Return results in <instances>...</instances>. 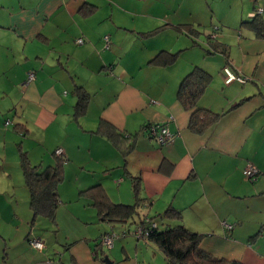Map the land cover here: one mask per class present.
Listing matches in <instances>:
<instances>
[{"label": "crops", "instance_id": "1", "mask_svg": "<svg viewBox=\"0 0 264 264\" xmlns=\"http://www.w3.org/2000/svg\"><path fill=\"white\" fill-rule=\"evenodd\" d=\"M165 1L0 0V109L12 113L32 164L53 163L57 148L66 158L54 221L31 223L18 156L25 193L17 196L19 179L10 172L0 178V264H105L99 237L117 230L80 194L95 184L113 203L137 205L141 217L198 233L199 247L215 257L264 264V13L258 29L246 23L264 0H238L217 12L207 0ZM161 50L176 60L151 64ZM224 65L248 79L225 83ZM194 66L211 76L195 107L219 115L201 133L189 128L191 110L177 96ZM148 123L166 124L173 141L148 136ZM108 127L128 139L118 142ZM5 132L0 126L2 177ZM248 162L257 168L253 179L243 175ZM168 208L181 218L160 219ZM63 217L78 229L49 243L44 233L53 224L59 232ZM40 218L51 228L35 230ZM33 238L44 247L32 246Z\"/></svg>", "mask_w": 264, "mask_h": 264}, {"label": "trees", "instance_id": "2", "mask_svg": "<svg viewBox=\"0 0 264 264\" xmlns=\"http://www.w3.org/2000/svg\"><path fill=\"white\" fill-rule=\"evenodd\" d=\"M256 17L257 15H254L253 19L246 23L258 29L261 22H259ZM208 38L209 35H207V39ZM217 47L219 46L216 44V48ZM176 58L177 53L161 50L151 58L149 62L155 65H167L174 62ZM210 77L207 71L198 66H194L191 71L182 78L177 90L179 101L185 108L191 110L189 128L197 133L203 132L211 123H214L219 116L218 114L210 113L207 110L195 107L196 101L205 86L209 83ZM85 101L86 95L82 94L77 103V113L83 111ZM19 126L20 125L15 124L14 128L24 132ZM108 129V136L114 133L118 142L128 139L127 137L129 135H126L124 132H118L110 127H108ZM18 147L20 153V166L29 192V206L32 212L31 223H33L38 216H44L54 221L56 209L59 204L57 187L64 177V163L66 158L63 153L56 154L54 151L53 163L46 165H42L41 163L32 164L26 152L21 149L20 144H18ZM80 194L92 201V204L104 220L112 224H135V227L142 226V228L147 231V234L137 238H143L146 242H150L159 248L165 258L164 264H241L236 260L215 257L202 250L199 247L201 235L189 231L181 223L171 226H160L156 220L157 216L149 217L146 215L141 217L137 205L113 203L100 184L82 189L80 190ZM169 216L181 218L179 211L174 208H168L164 215H161L160 219ZM152 222H154L155 225H152ZM231 224L233 227V223ZM108 232L117 233L121 237L126 235L125 231L119 232L113 229L106 231L99 237V246L102 245L100 243L101 236ZM121 233L125 234L121 235Z\"/></svg>", "mask_w": 264, "mask_h": 264}, {"label": "rangeland", "instance_id": "3", "mask_svg": "<svg viewBox=\"0 0 264 264\" xmlns=\"http://www.w3.org/2000/svg\"><path fill=\"white\" fill-rule=\"evenodd\" d=\"M166 3L165 0H160ZM187 1H192L193 3H200L203 0H185L184 2ZM211 5V8L215 9V12H217L218 10L222 9V7H227L230 4H233L236 6L238 3V0H207ZM175 2L179 3V0H170L169 3H174ZM181 3H183V0L181 1ZM183 6V5H182ZM140 7V6H139ZM209 9V7H208ZM213 13V12H212ZM203 30H207L208 27L210 26V22H209V17H203ZM214 30H218L217 25H214ZM202 37H204V35H201ZM0 108H2V104L0 102ZM4 109V107H3ZM11 119V123L9 125H5V120L6 119ZM15 119H13V115L12 113L8 112L6 109L2 110L0 109V126L5 128V134L4 136L5 138V142H6V148H5V153L7 154V160L5 161V165H4V175L6 176H0V178L2 179V181L5 180L4 177H7L8 179H10V176H7V174L10 172L12 174V179L14 180V182L16 183L17 180L19 179V185L16 187V194L17 196H22L25 191H26V187L24 185H20V178H21V169L19 167V162H18V157L20 159V153H19V147L18 144H20L21 149L23 151H26V146H27V142L25 140V138H23V136L18 135L16 131H14L12 129V125ZM6 126V127H5ZM22 140V143L21 141ZM10 144H13L14 149H11ZM17 154V155H16ZM27 154V153H26ZM18 156V157H17ZM27 157L29 159L30 162H32L31 160H34V158L32 155H28ZM37 160V159H35ZM18 164V166H17ZM23 187V188H22ZM21 189H23V191H21ZM23 193V194H22ZM60 209V207H59ZM43 219L42 221H44L42 224H39L38 222L34 225L35 230L37 229V231H41L40 230V226H42L43 228L45 227L44 223H47V225H49V228H51V223L47 222V220H45L44 218H40ZM63 222L61 223V229L57 231H53L56 226L53 224L51 231L49 230L48 233H44L45 237L44 238H48L49 239V243L51 241H53L54 244H56V240H58L57 242H61L63 236L67 235V234H71L72 232L76 231L78 229V226L73 225L70 221L64 219L63 217ZM116 224L115 223V228L117 231L122 232L125 231L126 235L124 237H119V238H115L114 243L111 247L107 248L104 245H101V248L104 250V252H99L100 256L103 260V258L105 257V255H107V257L113 262L112 264H162L164 261V256L162 251L157 248L155 245L146 242L143 238H137L136 235L133 233L134 229H135V224L129 225V224ZM71 226L77 228V229H73ZM79 228H82L81 225H79ZM46 234H48V237H46ZM125 243V247L124 249L121 248V244ZM114 250H112L113 246Z\"/></svg>", "mask_w": 264, "mask_h": 264}, {"label": "built area", "instance_id": "4", "mask_svg": "<svg viewBox=\"0 0 264 264\" xmlns=\"http://www.w3.org/2000/svg\"><path fill=\"white\" fill-rule=\"evenodd\" d=\"M264 13V6H256L254 10L250 13L251 15H258ZM104 47H108L109 43V36L104 35ZM83 39L77 38L76 42L81 43ZM223 73H224V82L230 83L231 81H238L240 83H244L248 78L246 76H243L241 74L235 73L228 65H224L222 67ZM34 78L33 71H29L27 73V79L28 81L32 80ZM6 124L9 123V120H6ZM143 131L150 137L156 139L160 143H170L173 141L175 134L170 131L168 126L164 123H148L143 127ZM56 154L63 153L61 148H57L55 150ZM257 168L254 166V164L248 162L246 166L243 169V175L246 179H253L256 176ZM152 225H155L154 222L151 223ZM222 224L226 229H231L232 224L226 221H223ZM133 233L136 235V237L145 236L147 234V231L142 228V226H136ZM125 233H121V235H124ZM117 233L114 232H108L101 236L100 243L104 245L105 247L109 248L113 245V242L115 238L119 237ZM30 244L36 248H43L44 243L39 238H33L30 239ZM173 264V263H172Z\"/></svg>", "mask_w": 264, "mask_h": 264}, {"label": "water", "instance_id": "5", "mask_svg": "<svg viewBox=\"0 0 264 264\" xmlns=\"http://www.w3.org/2000/svg\"><path fill=\"white\" fill-rule=\"evenodd\" d=\"M105 264H111V261H109L108 257H104L102 260Z\"/></svg>", "mask_w": 264, "mask_h": 264}]
</instances>
